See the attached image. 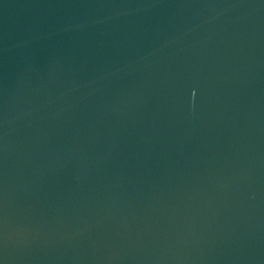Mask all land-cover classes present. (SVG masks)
<instances>
[{"label": "water", "instance_id": "1", "mask_svg": "<svg viewBox=\"0 0 264 264\" xmlns=\"http://www.w3.org/2000/svg\"><path fill=\"white\" fill-rule=\"evenodd\" d=\"M0 264H264V0H0Z\"/></svg>", "mask_w": 264, "mask_h": 264}]
</instances>
